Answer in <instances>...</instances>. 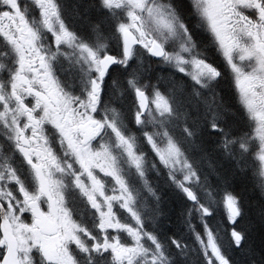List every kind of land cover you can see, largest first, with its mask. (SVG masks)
I'll return each mask as SVG.
<instances>
[{
    "label": "snow or ice",
    "instance_id": "1",
    "mask_svg": "<svg viewBox=\"0 0 264 264\" xmlns=\"http://www.w3.org/2000/svg\"><path fill=\"white\" fill-rule=\"evenodd\" d=\"M0 264H264V0H0Z\"/></svg>",
    "mask_w": 264,
    "mask_h": 264
},
{
    "label": "trees",
    "instance_id": "2",
    "mask_svg": "<svg viewBox=\"0 0 264 264\" xmlns=\"http://www.w3.org/2000/svg\"><path fill=\"white\" fill-rule=\"evenodd\" d=\"M247 187H248L249 192H251V188H252L251 183H248ZM256 241L258 243V236L256 237Z\"/></svg>",
    "mask_w": 264,
    "mask_h": 264
}]
</instances>
